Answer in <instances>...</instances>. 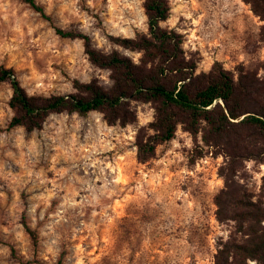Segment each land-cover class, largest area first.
I'll return each mask as SVG.
<instances>
[{
  "label": "clouds",
  "instance_id": "clouds-1",
  "mask_svg": "<svg viewBox=\"0 0 264 264\" xmlns=\"http://www.w3.org/2000/svg\"><path fill=\"white\" fill-rule=\"evenodd\" d=\"M143 41L151 47L135 46ZM93 54L156 73L177 103L141 98L148 93L139 88L117 104L81 109L92 87L107 98L118 82L131 86ZM242 78L253 85L241 88ZM227 82L244 114L225 121L231 135L217 143L207 138L220 105L230 111ZM209 88L218 91L197 100ZM162 110L170 133L160 127ZM250 116L261 119L246 123ZM261 125L264 0H0V264H150L156 244L170 264H264V253L251 251L264 239ZM233 190L255 207L239 206L259 209L254 232L225 214ZM209 199L221 220L214 246L189 244L187 231L162 242L159 221L172 217L175 232ZM153 215L151 225L140 222Z\"/></svg>",
  "mask_w": 264,
  "mask_h": 264
},
{
  "label": "trees",
  "instance_id": "trees-1",
  "mask_svg": "<svg viewBox=\"0 0 264 264\" xmlns=\"http://www.w3.org/2000/svg\"><path fill=\"white\" fill-rule=\"evenodd\" d=\"M153 11H155L157 14H161V11L159 8H153ZM125 44H131V42H125ZM135 46H143V47H151L149 42L143 41L140 45ZM93 59L96 63H98L101 66H111L114 68L119 67L121 74L124 76L125 80L131 82V86L128 85H121L119 82L117 84V87L115 89V94L111 97L105 98V94L102 93L99 89H96L92 87L87 93L82 94V99L78 105L81 109H86L88 107H91L92 105H101V104H108L109 106L117 104V96L121 95H128L131 96L132 92L136 89L143 88L147 91L148 95L143 96L142 93H138L141 98H157L162 101V103L165 104V107H170L173 104H176L177 101L172 99V88L169 84L161 83L156 73H150L145 74L142 69L134 68L129 61L126 59H120L117 56H113L110 60H105L103 57H99L95 54H93ZM11 71V70H9ZM8 73H3V76H6ZM226 80V78H225ZM253 85V83H244L241 79V88H249ZM218 91V89L215 88H209L208 92L206 93H200L198 94L197 100H199L201 97L206 99V97H210L212 94H215V92ZM190 98L187 95H184L182 92L178 100L180 103L183 104V107L187 108L190 107L191 101ZM218 99V97L216 98ZM224 99L228 100L231 104L230 111L228 109V105H220L222 108V111L218 114V116L214 119H211V123H213L214 128L213 132L209 135L207 139H213L217 143L220 142L224 137L230 136L231 133L225 128V121L230 119L238 118L239 115H243V103L240 98L239 92L234 96L231 88H230V82H227L224 84ZM86 101H89L90 103H86ZM212 101L209 100L208 104H211ZM22 105H28L31 106V102L28 101H22ZM29 112L32 111V109H28ZM192 113V120L193 125H191L194 128V121L198 115V113L195 111V109L191 110ZM114 116L118 115V112L115 110L112 113ZM127 115V114H125ZM211 116V114H209ZM260 117H251L250 121L246 123H259ZM160 127L165 130L166 133H170L171 131V122L168 119V113L166 111H161V120H160ZM234 127V126H233ZM262 128H264V125H261ZM250 134H256L255 130L253 129V132ZM238 135V134H237ZM229 147L232 149L233 155H239L238 151V145L232 144L231 140L228 141ZM230 196L231 198L226 202L225 208L226 212L225 214H228L232 208H234V205H245L246 207H255L252 205H249L244 200H239L238 194L235 195V190L233 192L226 194ZM217 202L222 205L221 211H223V204L224 201H221L220 198H217ZM217 204V203H216ZM218 206V205H217ZM241 208H244L240 206ZM218 211V210H217ZM259 212V209H257V213ZM257 213H250L246 208H244L241 211L240 216L245 222H248L252 224V219L257 215ZM220 219V217L218 216ZM254 232V231H253ZM245 251H248L245 249ZM252 252H261L264 253V239L260 240L259 243L255 245V247L251 250Z\"/></svg>",
  "mask_w": 264,
  "mask_h": 264
},
{
  "label": "rangeland",
  "instance_id": "rangeland-1",
  "mask_svg": "<svg viewBox=\"0 0 264 264\" xmlns=\"http://www.w3.org/2000/svg\"><path fill=\"white\" fill-rule=\"evenodd\" d=\"M213 3H215V0H212ZM227 11V10H225ZM213 19L211 12L209 13V18L208 20L205 21V24H209L210 21ZM224 26V25H222ZM226 27V26H224ZM193 37L189 36V40H192ZM244 83H254V81H252L250 78L245 79L242 78ZM235 163V161H234ZM222 171V170H221ZM217 171L212 168V169H208L205 170L204 175L205 176H210L211 178L208 179V184L209 186H211L213 179L216 177L217 175ZM226 174V172H225ZM182 191L184 190L183 188L181 189ZM195 194L193 193V196ZM79 199V198H77ZM192 201L189 200V203H191ZM181 203V201H177V204L179 205ZM244 208H241L238 205H234V208H232L229 212H227L228 214H232L235 213L236 216L241 214V211ZM116 211H120L123 212L125 210V206L124 205H120L119 208L115 209ZM217 210H218V206L217 204L212 201L211 199H209L205 205H201V207L199 209H197L195 206L191 209V213L188 217H187V223H183V221H181V225L179 227H176L175 232H171L169 231V228L174 226L176 224V221L173 220L172 217H168L166 220L163 221H159V224L157 225L160 235L164 238L167 239H163L162 242L163 243H170L171 239H179L180 235L187 231L188 232V243L191 244L193 241H197L200 242L201 240L207 241L210 245L214 246L213 241L211 239H209L213 232L217 229V226L221 223V220L218 218L217 215ZM198 212V215H196ZM2 214V213H0ZM201 217L203 218V220L201 219ZM240 220L244 221L240 216H238ZM157 219L156 215L153 216H141L140 218V222L143 224H148L151 225L153 223V221H155ZM204 220H206V223H204ZM248 223V222H247ZM130 227H133L134 224L129 225ZM248 230L249 231H255V226L254 224H250L248 223ZM126 234H127V229L125 230ZM163 251L164 249H162L160 247L159 244H156L154 247V251L152 252V260L150 262V264H170V261L168 260V258L163 256ZM159 256L160 259L159 261L156 260V257ZM189 264H191V261L189 262Z\"/></svg>",
  "mask_w": 264,
  "mask_h": 264
}]
</instances>
